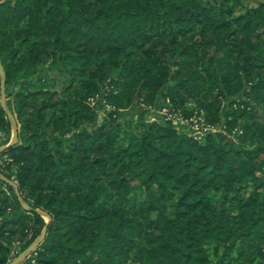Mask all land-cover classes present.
Segmentation results:
<instances>
[{
	"label": "trees",
	"instance_id": "trees-1",
	"mask_svg": "<svg viewBox=\"0 0 264 264\" xmlns=\"http://www.w3.org/2000/svg\"><path fill=\"white\" fill-rule=\"evenodd\" d=\"M239 2L0 0L18 134L0 151V264L44 229L26 264H264V0ZM159 97L218 130L120 122ZM11 131L0 102V144Z\"/></svg>",
	"mask_w": 264,
	"mask_h": 264
},
{
	"label": "rangeland",
	"instance_id": "rangeland-1",
	"mask_svg": "<svg viewBox=\"0 0 264 264\" xmlns=\"http://www.w3.org/2000/svg\"><path fill=\"white\" fill-rule=\"evenodd\" d=\"M260 1H262V0H240L239 4L237 6V11L241 12L245 8L255 7ZM40 74L43 75L44 71L43 70L40 71ZM239 97L240 96H238V97H227V99L225 101H223L222 107H221V111H222V115L224 117L226 116V114L230 113V111H231L230 110L231 109L230 108L231 107V103H233V101L236 98H239ZM2 101H3V97H2V92L0 90V102H2ZM5 101H6V105H7L8 99L5 98ZM167 107H168L167 101L165 99H163L162 97H159L157 102H156V104L153 105V106H145L144 103L141 100H137L131 107H129L128 109L124 110L120 114L119 120H120L121 123H123L124 121H135V120H137L139 114L141 112L145 111V119L147 121H157V122L162 123V124L169 123L171 125H174V126H176L178 128H181V129L187 131L188 133L202 135L203 136V140L202 141H204L205 138L209 134L215 133L217 131V130H215L213 132L206 131L202 127L193 128V125H181L180 123H175L174 124L173 121L177 120V118L176 117L171 118V116H169L170 112L165 110V109H167ZM188 107L191 108L192 106L188 105ZM233 107H236V105H233ZM97 109L99 111L98 122L100 123V122H102L104 120L105 115H106L107 111L110 109V107L108 105H105L104 103H100ZM189 110H185V111L183 110L182 113L186 116L187 114H189V112H190ZM200 115L206 121L205 116L203 114H200ZM12 130H13V123H12ZM11 135H12V131H11ZM11 143H13V138L10 137V141L7 143V145H9ZM3 146H5V145L0 144V147H3ZM3 149L0 148V151L3 150ZM2 157L3 156H0L1 159H4ZM33 243L30 246L27 247V246L24 245V242L23 243L16 242L14 244L13 253H12L11 257H10V261H9L8 264H26L27 257L29 255V253L31 252V251H29V249L31 248Z\"/></svg>",
	"mask_w": 264,
	"mask_h": 264
},
{
	"label": "built area",
	"instance_id": "built-area-1",
	"mask_svg": "<svg viewBox=\"0 0 264 264\" xmlns=\"http://www.w3.org/2000/svg\"><path fill=\"white\" fill-rule=\"evenodd\" d=\"M168 107L167 109H165L166 111L170 112L169 116H171V118L176 117L177 120H174L173 123H180L181 125H193V128H198V127H202L203 129H205L206 131H215L218 130V126L215 125H211L209 123H207L205 121V119L196 111L194 112V114L190 115V116H185L182 111L180 110H176L175 108L172 107L171 103L169 102V100H166ZM109 106V105H108ZM110 107V106H109ZM111 108V107H110ZM198 140L202 141L203 140V136L199 135V134H193ZM4 159L0 158V165L1 163L7 159V156L2 157Z\"/></svg>",
	"mask_w": 264,
	"mask_h": 264
},
{
	"label": "water",
	"instance_id": "water-1",
	"mask_svg": "<svg viewBox=\"0 0 264 264\" xmlns=\"http://www.w3.org/2000/svg\"><path fill=\"white\" fill-rule=\"evenodd\" d=\"M0 76H1V92H2V97H3V101L1 102L2 103V106L4 107V109L7 111L8 115H9V118L11 119V121H13V125H14V139H13V142H16L17 141V138H18V134H17V126H16V121L13 117V115L10 113V111L8 110L7 108V105H6V101H5V98H6V86H5V79H4V75H3V68H2V65L0 63ZM4 147H2L3 149ZM15 187L16 185L14 183H12ZM48 221H49V216L47 214H45ZM45 233H46V229L43 230L42 232V235L33 243V245L31 246V248L29 249V251H32L36 248V246L39 244V242L43 239V237L45 236Z\"/></svg>",
	"mask_w": 264,
	"mask_h": 264
},
{
	"label": "crops",
	"instance_id": "crops-1",
	"mask_svg": "<svg viewBox=\"0 0 264 264\" xmlns=\"http://www.w3.org/2000/svg\"><path fill=\"white\" fill-rule=\"evenodd\" d=\"M14 125H13V130H12V135H11V138H13L14 139ZM7 146V144L5 145V146H3L4 148ZM0 148H2V147H0Z\"/></svg>",
	"mask_w": 264,
	"mask_h": 264
}]
</instances>
